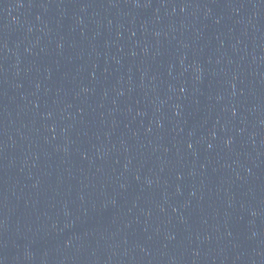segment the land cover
Segmentation results:
<instances>
[{"label":"water","instance_id":"1","mask_svg":"<svg viewBox=\"0 0 264 264\" xmlns=\"http://www.w3.org/2000/svg\"><path fill=\"white\" fill-rule=\"evenodd\" d=\"M0 264H264V0H0Z\"/></svg>","mask_w":264,"mask_h":264}]
</instances>
